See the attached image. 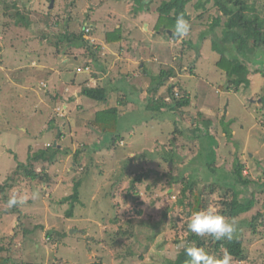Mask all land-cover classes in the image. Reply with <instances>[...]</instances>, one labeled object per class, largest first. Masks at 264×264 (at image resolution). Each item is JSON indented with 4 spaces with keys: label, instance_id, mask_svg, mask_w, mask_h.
I'll return each instance as SVG.
<instances>
[{
    "label": "rangeland",
    "instance_id": "rangeland-1",
    "mask_svg": "<svg viewBox=\"0 0 264 264\" xmlns=\"http://www.w3.org/2000/svg\"><path fill=\"white\" fill-rule=\"evenodd\" d=\"M161 1H146L140 11L133 0H54L51 8L48 0H0V184L14 171L23 174L26 164L41 174L36 179L21 175L25 179H17L18 185L0 193V241L11 252L14 264H93L97 259L103 264H161L163 258L175 257L178 245L185 243L189 220L188 208L178 203L180 184L171 187L167 179L176 177L178 169L142 164L145 152L157 155L164 148L177 151L182 163L177 162L179 158L176 163L185 174L194 173L211 152L215 154L211 166L219 170L220 178L240 165L242 177L250 183H235L233 191L224 192L219 187L211 191L206 188L214 177L208 181L198 177V191L206 189L202 201L220 214L225 209L222 202L230 203L234 194L246 205L253 193L252 210L243 207L233 221L238 226L256 213L264 214V70L250 73V85L245 88L241 84L234 90L225 72L217 67L222 56L211 49L214 34L210 32L199 41L200 34L210 31L214 19L226 21L215 1L188 2L185 10L191 31L181 39H173L172 31L169 36L163 28L156 30ZM239 2L253 5V0ZM223 3L233 13L238 10V5L227 0ZM254 5L257 15L263 17L264 9L258 3ZM33 12L40 19L35 20ZM16 13L25 15L28 23L15 25ZM232 20L239 24L234 14ZM37 25L41 27L35 29ZM85 26L92 31L84 34ZM116 30L120 31L117 40L104 43L106 37L116 39ZM214 32L220 41V29ZM63 34L84 37L96 54L91 56L92 51L75 42L71 45L66 36L60 37L65 46L58 49V37ZM246 37L253 43L257 36L252 31ZM91 40L102 43L98 45L101 50L92 46ZM138 52L142 59L136 61ZM255 54V62L264 64V54ZM224 56L231 60L234 52L227 49ZM142 61L144 64H138ZM85 65H89L90 73L77 71ZM91 72H99L98 77L94 75L98 83ZM162 73L169 74L167 79L159 78ZM160 82L180 95L188 92L191 103L183 110L195 118L201 111L211 124L200 120L197 122L202 130H191L190 117H185L184 125L176 115L169 116L170 106L166 105L171 104L170 99L164 100L165 117L161 121L153 109H140L136 104L138 109L129 112L125 106V116L117 115L120 131L137 122L138 136L134 135L136 131L127 132L128 136L122 134L126 146L104 149V135L90 127L94 120L90 114L100 112L103 104L82 96V87L87 83L109 87L116 97L139 89L141 100L151 91L154 96L149 92L150 96L158 101L165 94ZM225 86L229 90H223ZM141 90L145 93L140 94ZM107 101L111 103L109 95ZM231 120L234 123L228 125ZM175 123L187 136L177 143L175 140L176 147H172L166 140L174 132ZM223 127H230V136ZM132 139L135 148L131 147ZM172 140L170 137L169 142ZM50 145L60 149L51 164L28 160ZM81 148L84 150L74 164L75 152ZM200 173L206 176L208 171ZM138 175L141 182L134 186L136 193L130 192L132 178ZM76 183L80 185L78 202L67 216L71 204L64 199L73 194ZM210 191L212 196L206 194ZM33 193L38 197L33 199ZM13 196L22 203L9 208L7 201ZM18 223L17 230L29 231V235L23 240L18 235L8 247L9 241L4 239L13 236ZM155 223L160 225L153 243L146 245L139 235L138 244L135 234L152 232ZM255 224L257 233L241 227L246 259L231 260V264H264V217L259 216ZM58 234L64 236L58 238Z\"/></svg>",
    "mask_w": 264,
    "mask_h": 264
},
{
    "label": "trees",
    "instance_id": "trees-1",
    "mask_svg": "<svg viewBox=\"0 0 264 264\" xmlns=\"http://www.w3.org/2000/svg\"><path fill=\"white\" fill-rule=\"evenodd\" d=\"M133 1L135 2L136 5L139 6V9L141 11L143 8H145L146 1L151 3L153 0H133ZM189 1L190 0H167V1L163 0L161 1L160 6L157 8V14H158L157 18L158 19H157L156 26H155L156 30H158L159 28H163L165 31L169 30V31H172L173 33L175 19L180 14H183L185 19L189 21L188 14L186 13V10H185L186 5L188 4ZM214 1H215V6L217 7L218 11L222 13V16L226 18V21L222 22L220 18L214 19L213 23L210 26V31L200 34L199 41L206 39L209 36L210 32L214 34L215 37H212L211 39V43H212L211 49L212 51H215L222 56L221 61L217 65V67L221 69L223 72H225L226 77L229 79V84L231 83V86L234 90H238V87L241 84H243L244 87L246 88L250 85L248 75L250 73L260 74L261 70H264L263 62L261 63H259V61L255 62L256 61L255 53L260 52L264 54V15L263 17L258 16L257 15L258 10L254 7L256 6L254 4L258 3L259 7L261 9H264V0H253V2H251L253 3V5L247 2H239V0H227L229 4L239 6L236 13H233V10L229 6H226V4L223 3V0H214ZM199 5L200 4L197 3L198 7ZM5 9H7V7ZM33 14H34L33 17L35 20L40 19L36 16V13L33 12ZM233 14L238 19V22H239L238 25L232 20ZM24 23H28V21L25 18V15L16 13L15 25H21ZM39 27L41 26L37 25L35 26V29H38ZM217 28L220 29V34H221L220 41L218 40L219 37L216 35V32H214L216 31ZM90 31H92V28H90V26H85L83 28L84 34L90 33ZM252 31L255 32L257 37L253 43H250L248 42L249 40L247 39L246 34L247 32H252ZM116 32H118L116 39L111 40L110 38L106 37L105 43L107 44L114 43L117 40L120 31L116 30ZM65 36L68 42L71 43V45L73 44V42H75L80 47L83 46L90 50V46H89L90 44L89 42H87V40L84 39V37L81 38V37H75V36H68L66 34H63L58 37L59 39L58 49L60 48L59 45L61 47L65 46V42H62L60 40V37H65ZM172 38L176 39L174 38V36H172ZM74 45L75 44H73V46ZM79 46H75V47H79ZM189 46H191L190 43H189ZM194 49H195V52L198 53V50L196 49V47ZM227 49L231 50V52H234V56L230 58L231 60H228V58H225L224 56V52H226ZM95 54H96V51L95 52L92 51L91 56H94ZM161 75L163 76H159L160 79L162 77L166 78L167 77L166 75H169V74L162 73ZM163 85L164 84L160 82L159 86H162L163 88L164 87ZM226 86L225 88H222V89L229 90V87H227L228 89H226ZM108 89L109 88L101 87L100 85L95 86V87L83 86L81 89V95L97 103L105 104L107 102ZM159 90L160 89H158L157 91ZM178 94H179V97H176V95ZM189 95L190 94L188 92H183L182 95H180V93L179 92L176 93L175 89L171 88V86L165 87L164 97L166 96V97L171 98L170 99L171 104L168 105L170 107L169 108L167 107V110L169 111V113H171V115L169 116L174 117V115H176V117H178V119L182 123L185 121V117H190V119L193 118L195 120L196 127L199 130H202V128L198 126L199 125L198 122L201 120V121H206L205 124L207 123L211 124L210 123L211 120L205 118L201 111L197 112L196 118H195L194 116L191 115V113H186L185 110H183L185 107L187 108L191 103V99H190L191 97ZM152 102L154 104L157 103L155 102V100H152ZM161 104L165 105V102L161 100ZM163 117H164L163 115L158 114L156 118H158L161 121V120H164ZM224 117L225 116L221 117L222 121H225ZM233 121L234 120L229 121L228 125L230 123L233 124L234 123ZM136 123L137 122H135V124ZM133 125L134 123H130V125L126 126L125 129L120 131L119 126H121V123L117 122V109L116 108H112V109L109 108L106 110L105 113L101 111L97 112L95 114L94 120L90 122V127L95 128L102 135H104V138H102L101 142L103 143V146H104L103 148L106 150H114V149H117L118 147L123 148L124 146H126V144L123 141L122 134L125 135L126 133V135L128 136V134H130L132 131H136L134 135L138 136V131L136 127ZM229 129L230 127L229 128L223 127L224 133L227 136H230ZM127 132H130V133H127ZM185 134L186 133H183V131H180V129L177 127L175 123L174 132L170 135V137H173V140L172 142H169L170 137H168L166 141H168V144L170 146L176 147V144L174 143V141L176 140V143H177L182 136L186 138L187 135L185 136ZM135 136H134V139H136ZM134 139L131 140L132 148H135V143L133 141ZM121 142L122 144H120ZM182 144L184 143L182 142ZM180 148H182L183 150L184 146H181ZM82 150H84V148H81L75 152L76 154L73 157L74 164L78 163V158L80 156L79 154L82 153ZM59 152H60V149L58 150V148H55L50 145L46 148H40L37 152L29 156L28 160L32 162L42 161L44 163L51 164L53 162V159L55 158V153H59ZM145 156H146V160H143V163H142L144 165H150L151 163H155L156 166L159 168H164L165 166H169L170 169H173V168L178 169L177 170L178 175H176V177L167 178V179L169 180V186L171 187L174 184H180L181 188L178 194L180 198L178 199V203L184 209L188 208L187 213H188L189 218L192 212L208 208L204 204L205 202L202 201V196L206 189H211L212 191L214 188L219 187V190L222 189V191L224 192L228 189L233 191V189L235 188V183L243 184L245 186H247L250 183L247 179L242 177V171H241L242 167L240 165L236 166V169L235 171H233L232 174L225 173V174H222V177L220 178L219 174L221 173L219 172V170L211 166L213 163H215V154L213 155L212 152L207 157V160L204 161L203 164H199L196 169L194 168L195 172L192 174H188V172L187 174H185V169L182 170L180 163H176V160H178L177 158H179V156L175 149H172L170 152H167V150H165L164 148V150L162 152H159V154L157 155L155 153H152L151 151L150 153L145 152ZM179 161L182 163V159L179 158L177 162ZM26 165L27 166L25 167V171L21 175H24V177H27L29 179H36L41 175L37 172H34L31 165H28V164ZM201 170L205 172V174H206V170L208 171L206 176L205 175L203 176L200 173ZM21 175H19L17 172L14 171L11 178H8V179L6 178V181H3L0 184V187H2L0 188V193H3L4 189L6 188L12 189L14 186L18 185L16 184L17 179H20V180L25 179ZM198 177L204 180L209 179V177H214V180L210 181L211 186L202 190L203 192H199L197 186H198V183L201 182V180H199ZM140 182H141L140 175L133 177L130 183V187H129L130 192L135 191L136 193V187L134 188V186ZM79 186H80L79 183H76L73 188V194L64 199V201H70V204H71V208H70L71 210L67 214V216L69 215L71 216L73 205L74 203L78 202ZM211 191L206 194L212 196ZM256 191L257 193L261 192V191L259 192L258 190ZM184 200H187L188 203L185 204ZM5 202L6 201H4V203ZM254 202L255 200H254L253 193H252L251 199L247 202L246 205L241 203L236 198V194H234V199L230 203L228 204L226 203L224 205V202H222V206H225V209L222 210L220 214L223 215L227 220L233 221V219H236L238 215L241 213L240 210L243 207L246 206V208H248L247 209L248 211L252 210V208L254 207ZM4 213L7 214L8 212L5 210ZM258 215L259 213H256L249 222L246 221L238 225V231L235 234L234 239L231 241L225 240L222 242H213L211 238L202 240L188 231L186 235L185 243L195 241L198 246L205 247L209 252H211L212 254L216 256H222L224 253V250L226 249L231 254V257H232L231 260H236L239 262L243 261L246 259V256L244 255L245 253L244 244L241 239V227L250 228V230L253 233H257V229H256L257 226L255 224V221L258 219L259 216L264 217V214H260L259 216ZM157 225L159 226L160 223L153 224L152 227L154 228V230L152 232L145 229L146 231L144 232L136 233L134 238L136 240H139L138 244L141 242V238H139V235L143 237L142 239H144L146 245L147 243L148 244L153 243L154 238L157 235V232H156ZM18 226H19V223L13 229V232H14L13 236H10L7 240L4 239L5 241H9L10 245H8V247L12 245L11 244L12 239L18 238V235L21 234L24 238L25 236L29 235V231L28 232L18 231L17 230ZM63 236L64 235L62 234H58V238H62ZM47 239H50V235H48ZM2 242L3 240L0 241V264H14L12 257H11L12 255L11 252L8 250V248L5 247V245ZM185 260H186V256L183 253V249L180 248L176 252L175 257L163 258L162 260H160V262L161 264H184ZM93 264H103V262L102 260L97 259V261H95Z\"/></svg>",
    "mask_w": 264,
    "mask_h": 264
},
{
    "label": "clouds",
    "instance_id": "clouds-1",
    "mask_svg": "<svg viewBox=\"0 0 264 264\" xmlns=\"http://www.w3.org/2000/svg\"><path fill=\"white\" fill-rule=\"evenodd\" d=\"M191 26L180 14L175 19L173 36L176 39L188 37ZM38 197V193H33V199ZM22 203L17 197L13 196L7 201L9 208L16 207ZM187 230L202 240L211 238L213 242L231 241L238 231V226L234 221L227 220L219 214L215 208L209 206L192 212L188 223ZM178 248L183 249L186 256L184 264H231V254L225 249L222 256H216L209 252L205 247H200L195 241L181 243Z\"/></svg>",
    "mask_w": 264,
    "mask_h": 264
},
{
    "label": "crops",
    "instance_id": "crops-1",
    "mask_svg": "<svg viewBox=\"0 0 264 264\" xmlns=\"http://www.w3.org/2000/svg\"><path fill=\"white\" fill-rule=\"evenodd\" d=\"M45 39V38H44ZM46 40V39H45ZM92 40H94V38L92 39ZM91 40V41H92ZM93 43L91 44L92 46H94L95 48H98L99 46L98 45H102V43H98V45H97V43H95L94 44V41H92ZM42 44L44 43V41H42L41 42ZM105 43V42H104ZM83 47V46H82ZM78 48V47H77ZM84 48V47H83ZM100 50H101V48H99ZM142 59V57H141V55H140V53L138 52V53H136V56H135V60L136 61H139V60H141ZM138 64H144L143 63V61H142V63H138ZM88 69V70H87ZM84 70H87V72H89L90 73V68H89V65H86V67L84 68H78L77 67V71H79V72H85V73H87L86 71H84ZM100 72V71H99ZM99 72H91L93 75H92V78H94L95 79V83H98L99 82V80L95 77V76H97L98 77V75H96V73L97 74H99ZM95 75V76H94ZM165 79H167V78H165ZM41 83V82H40ZM83 84V83H82ZM100 84V83H99ZM81 85V84H80ZM91 84H89V83H87L85 86L86 87H95L96 85L94 84V85H91ZM98 86V85H97ZM164 87H166V85H163ZM109 88V87H108ZM26 90L28 89V87L27 88H25ZM111 89L112 88H109L108 89V95H109V97H110V100H111V103H110V101H107L105 104H103V106H102V108H100V110L102 111V110H105V109H107V108H116L117 109V115L119 114V113H123V115L125 116V114H126V112H124V107L125 106H127V109H126V111H133V110H136V109H138V107H140V109H142L143 107H145L146 109L148 108V109H153L154 110V112H156L157 114H161V115H163V112H164V109L165 108H163L164 107V104H161V100H166V99H171L170 97H161V99L160 100H158V101H155V102H157V103H153L152 102V100H156V99H153V97L152 96H150L152 93H151V91H149L151 94H149V92L147 93V95L146 96H144L143 95V97H142V100L141 99H139V96L137 95V93H138V91H139V89H135L134 90V88H133V91L134 92H136V94L134 95V96H132L131 94H133L134 92H129L128 93V95H127V93L126 94H124L123 96H117L116 97V92L113 94H111ZM165 89V88H164ZM140 94H144L145 93V91L143 90H141V92H139ZM148 94H149V96H148ZM153 95V94H152ZM135 96H137V97H135ZM154 96V95H153ZM116 97V98H115ZM121 97H123V98H121ZM127 97H128V99H127ZM146 98H148V99H146ZM127 100L128 101H130V102H127ZM144 101V102H143ZM152 102V103H151ZM119 103H121V104H119ZM141 103H142V105H141ZM136 104H138V107H137V105ZM151 104H152V106H151ZM166 105V104H165ZM166 106H168V105H166ZM118 107V108H117ZM156 107V109H154ZM55 109H58L57 107L56 108H54L53 110L55 111ZM160 110V111H159ZM158 111V112H157ZM85 114L87 113V111H85L84 112ZM97 113V111L95 112V114ZM88 114V113H87ZM95 114H90L91 115V117L92 118H94L95 117ZM86 116V115H85ZM165 117V116H164ZM187 123V120H186V118H185V121L183 122V124L185 125ZM190 124L191 125H189V126H191V130H196V125H195V120L193 119V118H191L190 119ZM133 126H137L135 123H134V125ZM42 144H44V142L42 143ZM37 162V161H36ZM32 166V165H31ZM32 169H36V168H32ZM44 177V178H43ZM40 179L41 180H44L45 179V176H42V177H40ZM20 238H21V240H23L24 239V237L21 235L20 236Z\"/></svg>",
    "mask_w": 264,
    "mask_h": 264
},
{
    "label": "water",
    "instance_id": "water-1",
    "mask_svg": "<svg viewBox=\"0 0 264 264\" xmlns=\"http://www.w3.org/2000/svg\"><path fill=\"white\" fill-rule=\"evenodd\" d=\"M49 3H50V8L53 6V4H54V0H49ZM160 31H162V28H161V30ZM167 32V34L169 35V36H171V31H169V30H167L166 31Z\"/></svg>",
    "mask_w": 264,
    "mask_h": 264
},
{
    "label": "built area",
    "instance_id": "built-area-1",
    "mask_svg": "<svg viewBox=\"0 0 264 264\" xmlns=\"http://www.w3.org/2000/svg\"><path fill=\"white\" fill-rule=\"evenodd\" d=\"M88 70V69H87Z\"/></svg>",
    "mask_w": 264,
    "mask_h": 264
}]
</instances>
